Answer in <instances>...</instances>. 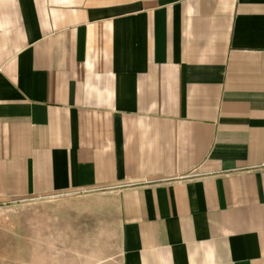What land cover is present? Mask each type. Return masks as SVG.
Here are the masks:
<instances>
[{
	"label": "crops",
	"instance_id": "1",
	"mask_svg": "<svg viewBox=\"0 0 264 264\" xmlns=\"http://www.w3.org/2000/svg\"><path fill=\"white\" fill-rule=\"evenodd\" d=\"M48 195L34 264H264V0H0V204Z\"/></svg>",
	"mask_w": 264,
	"mask_h": 264
},
{
	"label": "rangeland",
	"instance_id": "2",
	"mask_svg": "<svg viewBox=\"0 0 264 264\" xmlns=\"http://www.w3.org/2000/svg\"><path fill=\"white\" fill-rule=\"evenodd\" d=\"M63 203V196L48 195L27 196L0 204V264H34L33 256H38V224L46 227L51 211H63ZM67 247L69 251H61L55 258L56 264H121L116 257L99 258L95 250L76 245ZM46 255L47 248L41 252V259L47 260Z\"/></svg>",
	"mask_w": 264,
	"mask_h": 264
}]
</instances>
